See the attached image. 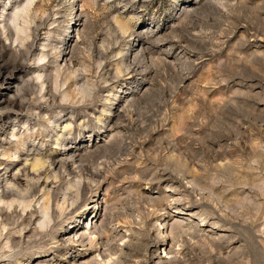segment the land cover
I'll return each instance as SVG.
<instances>
[{
    "label": "rangeland",
    "instance_id": "374dc122",
    "mask_svg": "<svg viewBox=\"0 0 264 264\" xmlns=\"http://www.w3.org/2000/svg\"><path fill=\"white\" fill-rule=\"evenodd\" d=\"M0 178V264H264V0H0Z\"/></svg>",
    "mask_w": 264,
    "mask_h": 264
},
{
    "label": "bare ground",
    "instance_id": "6f19581e",
    "mask_svg": "<svg viewBox=\"0 0 264 264\" xmlns=\"http://www.w3.org/2000/svg\"><path fill=\"white\" fill-rule=\"evenodd\" d=\"M5 29L7 30L8 29V35H7V37H8V39H10V38H12V36H11V31L9 32V27H5ZM41 163H40V161H37L36 160V162L35 163H33V170H35L36 169V167H39V165H40ZM52 168V167H51ZM32 169H31V172H26V176H29V175H32L33 177H40V175H41V173L42 172H34ZM38 170V169H37ZM41 170V169H40ZM51 170V169H50ZM49 170V171H50ZM36 171V170H35ZM48 171V170H47ZM46 171V172H47ZM40 174V175H39ZM15 178V177H14ZM1 179V178H0ZM8 182V181H7ZM38 183L37 184H40V182H41V178H39V180L37 181ZM44 183V186H47L48 184H49V181H44L43 182ZM12 185V184H11ZM71 185V184H70ZM72 187H77V186H73V185H71ZM71 186H70V188H71ZM15 187V186H14ZM46 188V187H45ZM70 188H69V193H70ZM80 188H82V187H80ZM83 188H84V186H83ZM17 189V188H16ZM13 190L14 189H12V188H10V186H6L5 188H4V192H3V196L1 197V199L3 198V199H7V198H9V197H12V196H16L17 194H15L14 192H13ZM59 190H60V188H59ZM67 191V190H66ZM71 191H72V188H71ZM73 191H75V190H73ZM82 191H83V189H82ZM89 191V190H88ZM18 192V191H17ZM85 192V191H84ZM64 193H66V192H64ZM77 193V195H74L73 193H70V194H68V193H66L64 196V201L66 202V200L68 199L67 197H72V199H73V197L74 198H76V197H80V195L81 194H83V193H80V192H76ZM75 193V194H76ZM58 194L59 193H56L55 194V196H56V198H54V199H56V202H58L59 200L57 199V197H58ZM85 196V195H84ZM67 198V199H66ZM81 198V197H80ZM82 198H83V196H82ZM2 199V200H3ZM53 201V200H52ZM75 201V200H74ZM51 202V201H50ZM72 202V201H71ZM67 203V202H66ZM56 204H58V203H56ZM47 209H49V207L47 208H45L44 209V211L46 212V210ZM16 211V210H15ZM48 213V212H47ZM47 213H45V214H47ZM33 215V213H31V216ZM34 216V215H33ZM32 220H33V217H32ZM70 234H74V235H76L77 234V228L76 229H74L72 232H69V233H65V235H70ZM71 237V236H70ZM69 237V238H70ZM68 238V239H69ZM82 239V238H81ZM69 241V240H68ZM68 241H67V243H68ZM71 241H73V240H71ZM79 241H81V240H79ZM70 242V241H69Z\"/></svg>",
    "mask_w": 264,
    "mask_h": 264
}]
</instances>
